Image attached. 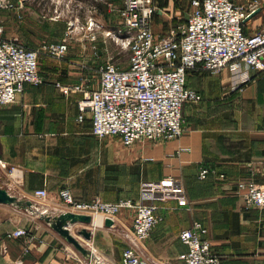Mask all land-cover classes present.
Wrapping results in <instances>:
<instances>
[{
  "label": "crops",
  "instance_id": "obj_1",
  "mask_svg": "<svg viewBox=\"0 0 264 264\" xmlns=\"http://www.w3.org/2000/svg\"><path fill=\"white\" fill-rule=\"evenodd\" d=\"M26 1H21V11ZM69 1L62 0L68 12ZM80 1L77 6L87 16L99 9L89 5V0ZM15 2L18 5L19 0ZM46 2L48 11H56L60 3ZM122 3L106 0L105 11ZM255 16L258 19L249 23ZM24 17L23 13L12 30L11 19L0 15L5 38L26 47L60 41L33 36ZM253 17L245 22L246 32L261 26L264 11ZM155 26L154 20V31L164 34ZM77 41L80 49L69 48L62 62L40 59L43 84H26L16 103L0 105V187L17 199L13 206L0 204V264H84L87 256L78 253L71 258L73 246L40 216L44 208H64L59 190L67 187L81 201H139L142 182L165 176L183 183L191 208H177L173 201L158 204L162 220L140 245L142 259L148 264H185L187 247L179 233L198 220L208 228L212 250L221 256L222 264H264V208H245L235 194L240 180L264 181V75L252 72V80L240 86L228 68L220 74L189 73L187 87L197 91L201 100L184 104L183 135L176 140H140L125 146L118 137L94 136L89 111L78 120L83 92L64 95L55 85L77 84L89 76L90 88L98 86V69L105 55L94 51L88 41ZM11 166L17 167L12 176L8 173ZM202 168L209 170L206 179L198 178ZM221 174L226 179H220ZM42 187L47 189L48 199L36 201L33 193ZM14 214L18 215L15 220L11 218ZM133 216L134 210H123L110 227L102 224L105 219L97 218L92 243L100 264H123ZM25 226L33 236L27 254L23 253V240L6 237ZM81 226L88 225L76 224L71 231Z\"/></svg>",
  "mask_w": 264,
  "mask_h": 264
},
{
  "label": "built area",
  "instance_id": "obj_2",
  "mask_svg": "<svg viewBox=\"0 0 264 264\" xmlns=\"http://www.w3.org/2000/svg\"><path fill=\"white\" fill-rule=\"evenodd\" d=\"M21 1L15 4L20 7ZM15 4L11 0H0L1 9H14ZM190 8L184 23L171 25L160 35L153 29L158 11L156 0H123L121 6L109 7V13L120 18L117 30L89 17L84 23L71 21L69 32L60 41H42L37 47H26L15 39L5 38L0 24V105L16 103L26 84H43L40 59L64 61L72 33L79 31L82 40L88 41L94 51H100L105 57L98 69L96 88H90L92 78L89 76L80 78L77 84L55 83L64 95L84 93L78 103V120L82 121L83 114L89 111L94 136L118 137L125 146L140 140L179 139L184 133V104L201 100L197 91L187 87L189 73L220 74L228 68L240 86L252 80V72L264 75V21L258 30L245 31L246 19L255 12L264 11V0L242 3L238 0H190ZM109 40L129 53L126 67L120 66L109 53ZM16 171L15 166L8 169L10 176ZM208 173L207 168H202L198 178L206 179ZM219 177L226 179L224 174ZM140 191L139 201L105 202L100 198L81 201L64 187L58 192L64 208H44L40 214L53 217L70 212L89 216L91 223L87 227L81 226L72 232V226H68V230L89 252L84 264H100L92 243L97 218L114 220L123 210H134L122 263L148 264L142 259L139 247L162 220L157 213L158 204L173 201L177 208L189 210L191 202L183 183L171 176L142 182ZM235 194L245 208H264V181L240 180ZM48 195L45 187L33 193L40 202L47 200ZM83 228L91 233L90 240L78 235ZM6 237L23 240V253L29 252L33 239L30 227H18L6 233ZM179 239L187 247L185 264H222L221 256L212 250L208 228L202 222L194 220L191 226L180 231ZM78 253L73 249L69 254L75 258Z\"/></svg>",
  "mask_w": 264,
  "mask_h": 264
},
{
  "label": "rangeland",
  "instance_id": "obj_3",
  "mask_svg": "<svg viewBox=\"0 0 264 264\" xmlns=\"http://www.w3.org/2000/svg\"><path fill=\"white\" fill-rule=\"evenodd\" d=\"M11 1L13 4H15V1L17 0ZM46 1L47 0H27V8H24L25 11H21L22 7H18L16 4V8L11 10L0 8V15L8 16V18L11 19L13 23L12 30H14L16 26H18V23L20 22L24 13V18H26L27 21L26 24H24L25 27L27 29L33 28V31H31L32 35H38L39 38H42H40L41 40H61L63 37H65V34L69 32L68 25L71 21L73 22L77 20L80 23H84L89 17H93L96 20L98 19L109 29L113 28L114 30H117L120 26L121 21L119 16L114 13L110 14L107 10L105 11L106 0H99L97 2H93L94 0L87 1V3H90L89 5L93 3V5L99 7L95 13L88 16L77 6L78 3H81L80 0H76V2L74 0L69 1L70 12H68L67 8L64 7L62 0H58L60 3H58L59 5L58 8H56V11H48L46 8ZM156 2L160 13L158 12L156 15L155 27L156 30H161V33H165L168 29V26H174L185 21L191 10L190 0H157ZM7 10L9 12H6ZM163 12H165L166 15ZM257 19L258 16H255L249 20V23L251 21H256ZM255 29L258 30L259 27L256 26ZM23 32L25 35L26 33H29L27 31ZM80 38L81 33L79 31L72 33L70 50L80 49V42L77 41ZM108 44V51L114 56L116 62L119 63L120 66L126 67L128 65L129 53L111 40L108 41ZM11 218L15 220L18 218V215L14 214L11 216Z\"/></svg>",
  "mask_w": 264,
  "mask_h": 264
},
{
  "label": "water",
  "instance_id": "obj_4",
  "mask_svg": "<svg viewBox=\"0 0 264 264\" xmlns=\"http://www.w3.org/2000/svg\"><path fill=\"white\" fill-rule=\"evenodd\" d=\"M258 12L251 14L247 19L249 20ZM17 199L14 195H11L5 189L0 187V204L12 205L16 204ZM30 206V203H27ZM41 218L45 220L54 230H56L70 245L73 246L74 249L79 251L81 254L88 256L89 252L80 244V242L74 238L69 230L68 226H75L76 224L89 225L91 223V218L89 216L73 214L70 212L59 214L58 216H45L40 214ZM104 224L110 227L113 222L110 219H106ZM78 235H80L84 240H90L91 233L88 232L85 228L78 231Z\"/></svg>",
  "mask_w": 264,
  "mask_h": 264
},
{
  "label": "trees",
  "instance_id": "obj_5",
  "mask_svg": "<svg viewBox=\"0 0 264 264\" xmlns=\"http://www.w3.org/2000/svg\"><path fill=\"white\" fill-rule=\"evenodd\" d=\"M157 1V0H156ZM156 15H157V13H156ZM156 15H155V18H156ZM155 20V19H154ZM186 21V20H185ZM185 21H183V22H181V23H184ZM181 23H179V24H181ZM169 27V26H168Z\"/></svg>",
  "mask_w": 264,
  "mask_h": 264
}]
</instances>
